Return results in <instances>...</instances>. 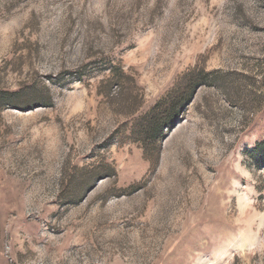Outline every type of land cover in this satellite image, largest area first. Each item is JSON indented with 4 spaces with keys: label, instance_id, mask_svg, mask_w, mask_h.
<instances>
[{
    "label": "rangeland",
    "instance_id": "1",
    "mask_svg": "<svg viewBox=\"0 0 264 264\" xmlns=\"http://www.w3.org/2000/svg\"><path fill=\"white\" fill-rule=\"evenodd\" d=\"M0 92V264H264V0H0Z\"/></svg>",
    "mask_w": 264,
    "mask_h": 264
},
{
    "label": "trees",
    "instance_id": "2",
    "mask_svg": "<svg viewBox=\"0 0 264 264\" xmlns=\"http://www.w3.org/2000/svg\"><path fill=\"white\" fill-rule=\"evenodd\" d=\"M114 78L116 76V79L120 82L121 80L125 79L126 77H128V75L126 74V72H124L123 70L120 72V74H118V76L113 73L112 75ZM0 95L2 96V100H4L3 103L5 104H10L12 102H14V99L16 98V94H12V93H3V92H0ZM188 100V99H187ZM187 100H185V104L187 102ZM157 124L159 125V123H164L163 120L161 119H157ZM255 152H257L258 154L260 153V151H263L264 152V141L261 142L260 144H258V146L254 149Z\"/></svg>",
    "mask_w": 264,
    "mask_h": 264
}]
</instances>
